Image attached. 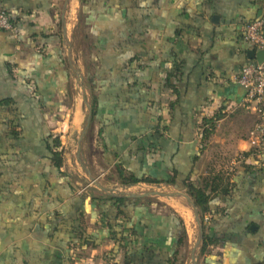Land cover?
<instances>
[{"label": "crops", "instance_id": "obj_1", "mask_svg": "<svg viewBox=\"0 0 264 264\" xmlns=\"http://www.w3.org/2000/svg\"><path fill=\"white\" fill-rule=\"evenodd\" d=\"M85 2L68 3L65 42L64 0H0L18 30L16 38L0 31V99L16 102L23 130L11 151L21 160L0 166V264H166L176 248L175 215L187 236L179 256L191 264L193 214L187 224L170 203L131 191L153 185L122 186L116 165L136 177L173 178L166 186L184 194L187 177L206 187L196 264H264V155L249 143L256 117L235 81L252 51L243 27L264 15V0ZM91 77L98 113L80 139L86 133L97 145L95 179L107 192L83 189L42 159L44 139H60L61 122L78 126ZM112 195L150 201L116 208Z\"/></svg>", "mask_w": 264, "mask_h": 264}, {"label": "trees", "instance_id": "obj_2", "mask_svg": "<svg viewBox=\"0 0 264 264\" xmlns=\"http://www.w3.org/2000/svg\"><path fill=\"white\" fill-rule=\"evenodd\" d=\"M79 4H80V8L82 9L86 4V2L85 0H79ZM85 83L90 92V122H93L98 113L99 97L96 94L97 90H95V86L93 84V78L92 77L87 78ZM21 119H22L21 114L16 106V102L12 98L0 99V166L1 167L7 165V163L12 161L17 162L22 158L21 153L17 152L14 154L13 152H11L15 147L14 144H16L22 138L23 130L20 125ZM209 129H210L209 131L204 130L203 139L210 135L212 126H209ZM100 133L101 132H99V140L103 143L102 136L100 135ZM131 140L133 141L134 138H132ZM44 147H45V153L44 155H42V159L48 162L50 169H54V171H56L58 176L68 177L66 173L60 172V168L64 161V151L63 148L61 147V142L59 137L49 134L44 139ZM139 149L143 151L144 146L139 147ZM121 167L122 165L115 166V174L118 178L119 184H121L122 186H134L140 183L146 185H153V186H159L161 184H165V185L174 184L173 178L171 180H157L144 175L141 177H136L133 173L127 172L122 169L123 167L122 168ZM2 172H3L2 168H0V178L3 176ZM190 180L191 179L187 177L184 181H182L179 190L182 189L185 190V194L191 199L197 210L199 219L203 222L204 215L208 211L209 195L207 193L206 187H202L198 184H195ZM106 198L116 208H120V207L123 208L125 203L133 202L136 205L138 201L145 200V199H128L125 197H113V196H107ZM145 201H147L146 203L149 204L150 200H145ZM175 218L178 222V230H177L178 236H177L176 248L171 258L166 262V264H183V261L179 255H180V249L186 246L187 236L182 221L178 218L177 215H175Z\"/></svg>", "mask_w": 264, "mask_h": 264}, {"label": "rangeland", "instance_id": "obj_3", "mask_svg": "<svg viewBox=\"0 0 264 264\" xmlns=\"http://www.w3.org/2000/svg\"><path fill=\"white\" fill-rule=\"evenodd\" d=\"M71 2L72 0L69 3ZM75 2L76 0H74V3ZM74 19L75 18L73 17L72 14L68 16V21H69L68 23L70 25L69 29H72V24L74 22ZM76 55L75 56L72 55V58H73L72 60L77 63V64L74 63L76 65L74 74H76L79 77L78 78L79 81L82 79L84 82L82 62L80 61L79 55L77 56ZM75 90H76V87L73 90L74 96H75ZM84 101H85V106L83 105L80 111L78 110V118H79V121L77 122L78 126L73 128L72 118H68V120L66 121L64 120L63 122H61V125L58 128L59 132H57V134L60 135V139L64 144L63 151L65 153L64 155L65 159L63 161L62 170L65 171L66 174L69 173L70 176H73L74 178H76L81 183L83 189L86 187L87 190H90L92 188L96 189L97 188L96 184H98V181H97L98 178L95 179L96 175L94 174L98 172V169L96 168L95 165H93L94 164L93 162L96 159H98L99 153H98V149L96 148L97 145L92 142V139H91L92 136L90 137L88 134L86 135L85 133L82 139H80L82 135V131H80V128L81 130H83L82 128L85 125V122H86L85 120L88 114L87 107L89 106V103H90L89 95L87 94V92H86V96L84 97ZM89 128H88V132L89 130L91 132V126ZM89 177H92L93 181ZM131 191L136 192V193H150V194L151 193L173 194L177 192V191H174L173 188H168V186L164 184H161V186H147V187L138 186V187L133 188ZM153 196L155 199L158 198L159 200L167 204L173 203V202L179 203L173 200L170 201V199H175V198L159 197L155 195ZM177 199L178 201H181L184 207L186 206L187 209L190 208L183 198H177ZM188 210L190 211V209ZM192 219L193 218H192V213H191L190 222L192 221ZM186 222L187 224L189 223V221H186ZM187 231L189 235L187 256L189 259L190 252L191 250H193V245L195 244V238L197 237V225L195 221L190 225V227H187Z\"/></svg>", "mask_w": 264, "mask_h": 264}, {"label": "built area", "instance_id": "obj_4", "mask_svg": "<svg viewBox=\"0 0 264 264\" xmlns=\"http://www.w3.org/2000/svg\"><path fill=\"white\" fill-rule=\"evenodd\" d=\"M0 31L17 37L18 30L9 17L0 9ZM243 42L254 52L264 51V15L242 30ZM236 83L245 91L243 104L255 115L256 122L249 132V143L258 157L264 155V62L257 64L249 62L242 66ZM103 264H114L105 261Z\"/></svg>", "mask_w": 264, "mask_h": 264}, {"label": "water", "instance_id": "obj_5", "mask_svg": "<svg viewBox=\"0 0 264 264\" xmlns=\"http://www.w3.org/2000/svg\"><path fill=\"white\" fill-rule=\"evenodd\" d=\"M69 3V0H64V7H63V19H62V31H63V35H64V39L66 42V32H65V21H64V14L67 8V5ZM247 58L250 62H254L257 64H261L264 62V51H259V52H254V51H249L247 53ZM67 59L69 61L70 66L73 69V62H72V58H71V48L70 45H67ZM90 122V110L88 109V117L87 120L85 122L84 125V130L88 127ZM92 181L93 179L90 178ZM97 188H99L102 192H107L104 188L100 187L98 184H96ZM148 195H155V196H159V197H167V198H183L185 200V202L189 205L191 212L193 214V218L194 221L197 225V237L195 240V244L193 246V250L191 252V264H196V251L198 249V247L200 246L202 239H203V223L202 221L199 219V216L197 214V210L193 204V202L191 201V199L184 193L182 192H175L173 194H162V193H149ZM113 197H116L114 195H112Z\"/></svg>", "mask_w": 264, "mask_h": 264}, {"label": "bare ground", "instance_id": "obj_6", "mask_svg": "<svg viewBox=\"0 0 264 264\" xmlns=\"http://www.w3.org/2000/svg\"><path fill=\"white\" fill-rule=\"evenodd\" d=\"M170 204L172 205L173 208H175V210L179 211V213L184 217L185 221L190 222L191 213L186 207L176 202Z\"/></svg>", "mask_w": 264, "mask_h": 264}]
</instances>
